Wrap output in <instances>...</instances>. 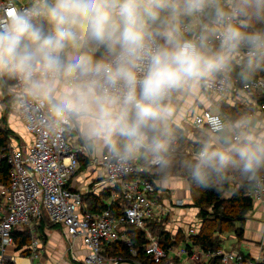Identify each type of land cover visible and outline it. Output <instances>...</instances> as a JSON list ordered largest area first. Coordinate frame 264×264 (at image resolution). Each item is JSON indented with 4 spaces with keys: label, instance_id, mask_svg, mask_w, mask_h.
<instances>
[{
    "label": "clouds",
    "instance_id": "clouds-1",
    "mask_svg": "<svg viewBox=\"0 0 264 264\" xmlns=\"http://www.w3.org/2000/svg\"><path fill=\"white\" fill-rule=\"evenodd\" d=\"M242 50L264 55V0L0 4V73L18 82L17 99L46 102L53 118L82 127L120 161L161 148L171 96L222 73ZM209 125L188 161L194 179L227 165L245 174L264 167V121L242 115Z\"/></svg>",
    "mask_w": 264,
    "mask_h": 264
},
{
    "label": "built area",
    "instance_id": "built-area-1",
    "mask_svg": "<svg viewBox=\"0 0 264 264\" xmlns=\"http://www.w3.org/2000/svg\"><path fill=\"white\" fill-rule=\"evenodd\" d=\"M3 3L6 0H0V4ZM23 5L16 4L17 7ZM205 19L201 18L202 21ZM257 58H264V55L249 57L242 50L222 73L199 82L201 93L206 98L215 97L219 101L233 100L239 94L243 95L248 99L243 107L248 110L242 115L253 118L259 113L264 120V76H250L243 80L239 75L241 73L237 72L244 64ZM9 94L12 98L11 108L31 136V141L24 151L19 147L7 146L0 153L10 167L9 184H0V197L5 204L4 213L0 216V264L12 259L6 249L13 245V232L17 228L26 230L30 237L31 255L37 256L40 250L37 227L41 220L61 226L68 249L76 239L82 240L86 249L82 264H118L121 257L109 255L106 251L107 245L115 242H123L129 247L131 258H135L137 250L125 234L126 226L143 233V253L152 264H173V257L182 254L201 264L211 261L218 264H264V253L250 257L221 246L207 250L195 245H191L190 250L185 246H162L159 235L152 231L149 224L159 220L168 209L158 204L153 175L161 166L157 161H166L174 154V147L180 139L176 132L169 133L165 139L167 150L144 157L141 161L137 160L140 150L126 161L116 159L110 150L99 160L91 156L85 144L74 146L70 143L68 135L76 131L77 125L53 118L46 102L29 99L21 103L17 99L19 85L14 79ZM190 113L191 126L196 130L208 132L209 121L213 118L231 122L209 107H201ZM187 154L190 151L185 150L183 155ZM81 157H88L91 164L100 163L105 170L106 180L111 183L108 198L104 201L106 207L96 212L86 209V193L75 191L69 185ZM229 177L236 187L240 184L232 175ZM248 181L246 196L264 206V172L250 176ZM177 204L181 205L182 201L177 200ZM115 206L117 215L113 212ZM197 231L195 227H189L186 235L191 237Z\"/></svg>",
    "mask_w": 264,
    "mask_h": 264
},
{
    "label": "crops",
    "instance_id": "crops-1",
    "mask_svg": "<svg viewBox=\"0 0 264 264\" xmlns=\"http://www.w3.org/2000/svg\"><path fill=\"white\" fill-rule=\"evenodd\" d=\"M26 0H16L17 5L25 4ZM264 58H257L255 60H250L242 67L239 68L238 72L245 75L250 68H252L255 63L259 64ZM248 66L249 68H246ZM12 81V79L10 78ZM199 83L191 85L183 90H180L174 93L171 98L167 101L173 111L171 118L168 119L166 126L173 125L180 129L182 135L191 143L195 144H205L206 142L201 139L196 140L192 138L191 134L185 132V128L182 124V119L188 115V113L198 110L201 107H209L213 111H220L222 106L225 105L228 107L242 108L248 99L243 95H240L233 100H224L219 101L218 98H206L200 91ZM10 83L5 80L4 74L0 73V127L9 131L8 134V143L7 146L19 147L21 151L26 149V146L31 141V136L26 132L25 127L21 120L19 119L16 112L11 108L10 97ZM210 101V102H209ZM222 103V104H221ZM209 104V106H208ZM220 106V107H219ZM182 107H185V113L182 112ZM214 109H213V108ZM245 108V107H244ZM221 112V111H220ZM223 115V114H222ZM189 116V115H188ZM187 116V117H188ZM224 116V115H223ZM238 117V116H237ZM228 116V119L231 121L237 119ZM227 118V117H226ZM253 119L255 121H264L262 116L257 113ZM189 122V119H186L185 123ZM196 134L204 130H196ZM264 131V130H262ZM206 132V131H205ZM208 133V132H207ZM70 143L74 146L79 144H85L89 149L91 156L98 158L99 160L109 151V149L96 145L87 141L83 135V129L80 126H77L75 132H72L68 135ZM165 140L161 142L163 144ZM152 146L151 144L146 147ZM144 147V148H146ZM137 155V160L141 161L145 156L142 154V149ZM162 151L166 149L160 148ZM187 149V148H186ZM176 151V149H175ZM155 154V153H154ZM171 168L162 167L157 168L155 174L153 175V181L156 191V199L160 207H166L168 212L165 215H161L160 219L156 222H152L151 228L156 235L161 236L163 234H168L170 240L175 242L172 247L185 246L190 250L191 245H194L192 241L190 242L186 235V231L189 227H195L197 230L202 224V220L199 216V208L195 207L192 202V198L189 190V180L187 174H182L177 172L178 170L175 167L176 158L179 156L176 152L172 154ZM232 175V174H230ZM236 181H239V178L232 175ZM250 177V176H249ZM248 177V178H249ZM229 189L225 190L223 193L224 198H229L232 195L233 189L236 187L234 185V180L227 176ZM10 180V178H9ZM3 184V183H0ZM9 184V182H8ZM7 184V185H8ZM6 185V184H3ZM69 185L71 189L75 191H84L85 197L102 200L103 202L107 200L109 189L111 188V183L106 180L105 170L103 169L100 163L91 164L88 157H81L78 167L74 176H72ZM177 200H181L182 204H177ZM87 209V201L84 203ZM4 199L0 197V216L4 213ZM242 227L241 237H237L234 231H231L234 239H237L238 242H243L248 249V246L251 247L244 253L240 251L239 247L233 245L225 244L226 237L222 233L215 232V236H218L220 239V246L223 248L232 249L244 253L247 256H259L264 253V206L260 202L252 201V209L246 214L243 224L240 222H235V227ZM121 230V229H120ZM26 231L25 229L22 231ZM37 232L40 239V250L37 256L31 255V250L29 249V244L17 250L15 243L8 246L6 253L8 256H11L12 259H9L11 264H82L86 249L83 246L82 240L76 239L71 248L68 249V242L65 239V235L62 231L61 226L53 225L47 220H41V223L37 227ZM230 231H225L223 233H228ZM160 237V236H159ZM191 240V239H190ZM162 241V240H161ZM196 246V245H195ZM28 249L29 254L24 256L22 255V250ZM38 250V249H37ZM70 260V262H69ZM173 264H201L199 261L191 258L188 255H175L173 257ZM118 264H152L151 261L147 260L138 261L135 258L128 260H120ZM206 264H218L217 261H211Z\"/></svg>",
    "mask_w": 264,
    "mask_h": 264
},
{
    "label": "trees",
    "instance_id": "trees-1",
    "mask_svg": "<svg viewBox=\"0 0 264 264\" xmlns=\"http://www.w3.org/2000/svg\"><path fill=\"white\" fill-rule=\"evenodd\" d=\"M258 26V25H257ZM246 68H249L246 66ZM238 72V70H237ZM5 80L8 83H12L7 73H3ZM243 80L248 79L250 76H264V60L260 65H255L247 71L245 75L239 74ZM248 109L228 107L227 110L221 107L220 111L232 118H236L247 112ZM176 132L179 136V143L174 147L179 157L176 158L175 167L182 173H189V190L192 198L193 205L199 208V216L202 220V224L195 235L190 237L192 243L203 250L216 249L220 246V239L215 236V232L223 233L225 231H234L237 237L242 235V227H235V222L243 224L246 214L252 209V201L246 196V188L250 184L248 177L252 175H258L264 172V167H261L253 174H245L238 167L227 165L219 171H210L204 182L200 183L193 177V173L188 167V161L193 158V154L199 152L204 144H195L189 142L182 135V131L173 125H169L162 128L160 133V143L167 138L169 133ZM9 131L0 127V153L2 149L7 147ZM186 148L189 149L190 154L183 155ZM163 152L160 148L156 149L153 145L142 149V154L145 157H149L154 153ZM9 164L7 161L0 157V183L8 184L9 182ZM234 175L239 178L240 184L233 189L232 195L229 198H224L223 193L229 189L228 175ZM87 201V210L91 212L99 211L106 207V204L94 197L84 198V203ZM113 212L118 213V209L115 206ZM149 225H152L150 223ZM152 229V228H151ZM17 228L13 232V240L17 250L24 246H27L30 241V237L26 231ZM153 231V229H152ZM125 234L131 239L133 247L137 250L135 257L138 261L147 260V257L143 253L142 244L144 242L143 233L141 231L134 230L130 226L125 227ZM160 236L161 244L163 247L174 245L175 242L170 240L168 234ZM106 251L109 255L121 257V260L132 259L130 256L129 247L123 242H115L107 245ZM22 255L29 254V250H22ZM6 264H11L9 261Z\"/></svg>",
    "mask_w": 264,
    "mask_h": 264
},
{
    "label": "rangeland",
    "instance_id": "rangeland-1",
    "mask_svg": "<svg viewBox=\"0 0 264 264\" xmlns=\"http://www.w3.org/2000/svg\"><path fill=\"white\" fill-rule=\"evenodd\" d=\"M210 102V101H209ZM222 104V103H221ZM220 106H222V107H224V108H226V110H227V106H225V105H220ZM219 106V107H220ZM185 107H182V112L183 113H185V109H184ZM213 108V107H212ZM239 108V107H238ZM214 109V108H213ZM240 109V108H239ZM220 110V109H219ZM220 112V111H219ZM220 113H222L225 117H227L228 118V115H226L225 113H223V112H220ZM189 115V116H188ZM188 115H186V117L185 118H183L182 119V124H183V127L185 128V132H188V134L190 133L191 134V136H192V138H196V140H198V139H201L202 141H204V142H206L207 141V132H205V130L204 131H202V132H200L199 134H196V131L194 130V128L191 126V123H190V119H191V113H188ZM188 116V117H187ZM171 118V117H170ZM186 119H189V122L187 123H185V121H186ZM167 148V141L165 140L164 142H163V144H162V149H166ZM167 150V149H166ZM186 150H188L189 151V149L187 148ZM172 155L171 156H169L167 159H166V164L165 165H161L160 167H162L163 169H166L167 168V170H168V168H171V164H172V162L173 161H171V160H173L172 159ZM177 157H179V156H177ZM165 166H166V168H165ZM159 167V168H160ZM177 172H179V173H182L180 170H178ZM182 174H187V176H189V173H182ZM222 234H226L225 235V237H226V240H225V244H229V245H233V246H235V247H239V249H240V251H243L244 253H246V251L248 250V249H250L251 247H249L248 246V249L246 248V246L244 245V244H242L243 242H238L237 241V239H234L233 237H231L232 235H233V233L230 231V232H228V233H222ZM232 234V235H231ZM69 262H70V260H69Z\"/></svg>",
    "mask_w": 264,
    "mask_h": 264
}]
</instances>
